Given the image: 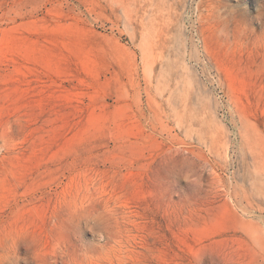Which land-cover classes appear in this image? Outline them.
Instances as JSON below:
<instances>
[{"label":"rangeland","instance_id":"1","mask_svg":"<svg viewBox=\"0 0 264 264\" xmlns=\"http://www.w3.org/2000/svg\"><path fill=\"white\" fill-rule=\"evenodd\" d=\"M226 258L264 264V0H0V264Z\"/></svg>","mask_w":264,"mask_h":264},{"label":"bare ground","instance_id":"2","mask_svg":"<svg viewBox=\"0 0 264 264\" xmlns=\"http://www.w3.org/2000/svg\"><path fill=\"white\" fill-rule=\"evenodd\" d=\"M224 264H237V262L234 259H228V258H226L224 260Z\"/></svg>","mask_w":264,"mask_h":264},{"label":"clouds","instance_id":"3","mask_svg":"<svg viewBox=\"0 0 264 264\" xmlns=\"http://www.w3.org/2000/svg\"><path fill=\"white\" fill-rule=\"evenodd\" d=\"M254 243H255V241H254ZM258 246V245H257ZM26 264H27V262H26Z\"/></svg>","mask_w":264,"mask_h":264}]
</instances>
